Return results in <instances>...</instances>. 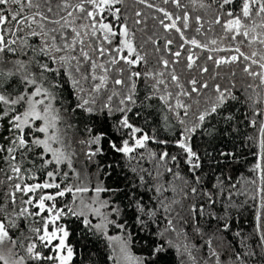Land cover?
<instances>
[{
    "label": "snow or ice",
    "instance_id": "1",
    "mask_svg": "<svg viewBox=\"0 0 264 264\" xmlns=\"http://www.w3.org/2000/svg\"><path fill=\"white\" fill-rule=\"evenodd\" d=\"M231 102L254 132L210 151ZM77 228L112 264H264V0H0V264H84Z\"/></svg>",
    "mask_w": 264,
    "mask_h": 264
},
{
    "label": "trees",
    "instance_id": "2",
    "mask_svg": "<svg viewBox=\"0 0 264 264\" xmlns=\"http://www.w3.org/2000/svg\"><path fill=\"white\" fill-rule=\"evenodd\" d=\"M242 82L237 77V87H242ZM232 107L229 113L235 117L234 123H237L239 126V132H234L232 136H238V140H234L232 136H220L215 130L223 129L228 127V124L225 123L223 116L217 115L214 118H209L207 121V129L204 131V134L198 132L196 140L202 146H206L211 151L212 149H220V150H229L233 148L235 145H238L243 142V137L247 133L254 132V129L246 127L247 121L245 120V112L248 109L241 104L236 102H231ZM147 127V125H146ZM211 131L212 135H208L207 133ZM243 151V149H240ZM110 160L111 157H108ZM82 228V226H80ZM70 242L75 244L77 248L81 249L82 259L84 264H112V261L108 258L110 255V249L106 246L105 239L98 238L93 236L91 233H88L86 237H82L80 234V228L76 229V234L70 236ZM142 248L140 244H136L134 246V253H140ZM170 261H175V256L170 255L168 257ZM74 264H80L79 260L74 261Z\"/></svg>",
    "mask_w": 264,
    "mask_h": 264
},
{
    "label": "rangeland",
    "instance_id": "3",
    "mask_svg": "<svg viewBox=\"0 0 264 264\" xmlns=\"http://www.w3.org/2000/svg\"><path fill=\"white\" fill-rule=\"evenodd\" d=\"M111 234L115 235L116 233L115 232H112Z\"/></svg>",
    "mask_w": 264,
    "mask_h": 264
}]
</instances>
